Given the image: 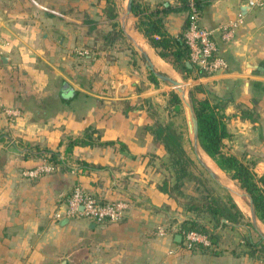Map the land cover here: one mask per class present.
<instances>
[{
    "label": "crops",
    "instance_id": "0c3cea01",
    "mask_svg": "<svg viewBox=\"0 0 264 264\" xmlns=\"http://www.w3.org/2000/svg\"><path fill=\"white\" fill-rule=\"evenodd\" d=\"M197 1L200 23L212 30L227 66L186 83L201 84L225 104L230 135L224 150L262 175L264 6ZM141 2L150 8L171 3L166 27L173 35L184 30L180 0ZM110 12L108 0H0V55L8 58L0 59V264H263L231 252L247 231L254 238L252 224L221 229V254L183 246L181 223L192 214L188 204L201 202L200 192L178 185L172 172V146L162 129L167 122L152 116L150 103L160 98V88L147 58L157 70L184 78L138 30L134 14L126 32L136 44L125 34L131 48L104 49L97 31L105 24L112 30ZM45 149L58 152L61 162L51 173L26 177ZM215 165L231 188L217 182L215 191L230 195L251 223L246 191ZM76 184L100 200L127 199V214L106 223L56 219ZM162 226L166 231L159 234Z\"/></svg>",
    "mask_w": 264,
    "mask_h": 264
},
{
    "label": "trees",
    "instance_id": "16d2710c",
    "mask_svg": "<svg viewBox=\"0 0 264 264\" xmlns=\"http://www.w3.org/2000/svg\"><path fill=\"white\" fill-rule=\"evenodd\" d=\"M188 1L180 0L177 8V11L181 10L187 13V22L184 30L178 35L171 34L166 27V18L173 11V5L171 3H160L157 7L150 8L143 5L141 0H133L132 11L137 17L136 25L138 30L156 52L170 63L184 79L188 77L195 79L206 73L195 65L189 67L186 64L187 61H190V48L184 36L188 26ZM197 4L199 7L198 1ZM108 5L111 6L112 10L108 16H112L114 22L112 23V30L104 35L106 39L110 37L109 35L111 33L116 31L118 25L115 20L117 12L115 11L114 0H108ZM116 35L118 36L117 32L115 33ZM115 36L112 35L110 38L112 45L115 44ZM128 45L130 46V43ZM151 78L155 82L158 80L152 73ZM189 92L193 99L196 118L198 120L201 146L219 168L228 173L242 189L250 194L254 202L256 214L264 222V174L258 175L250 164L245 163L234 154L224 150V138L230 135L227 126L229 116L224 111L225 104L206 95L201 84H193ZM169 103L174 106L177 112L183 111L182 99L174 90L169 92ZM162 129L165 130V128ZM166 137L174 153L179 157H184L186 165L193 166V160L186 154L181 144L179 139L180 135L177 138L174 133H166ZM74 143H76V140H71L70 146ZM45 157L55 165L61 162L58 152L51 149H45ZM84 164L89 165L87 163ZM207 190V197L203 201L188 204L187 208L192 214L183 220L179 232L182 235V241L185 240V233L190 230L204 234L210 241V244L195 243L189 248L190 250L221 254L224 250L218 247L220 238L219 231L225 227L234 228L238 225L250 226L251 223L246 219L244 213L230 195L226 194V196L219 197L212 188H207ZM242 240V243L238 246L240 249L237 250L234 248L231 252L235 255L248 253L264 264V239L255 241L247 231L243 235ZM183 246L185 247L184 243Z\"/></svg>",
    "mask_w": 264,
    "mask_h": 264
},
{
    "label": "built area",
    "instance_id": "2783aa9c",
    "mask_svg": "<svg viewBox=\"0 0 264 264\" xmlns=\"http://www.w3.org/2000/svg\"><path fill=\"white\" fill-rule=\"evenodd\" d=\"M250 8L264 6V0H244ZM188 26L185 31V39L190 48V61L205 73H214L227 66L226 60L220 56L218 47L213 38L212 30L200 23V9L196 0L188 1ZM241 19L232 22L235 26ZM56 169V165L47 157L41 162L24 171L28 178H38L39 176L51 173ZM130 203L124 198L111 200H100L88 192L81 184H76L66 203L59 207L54 217L61 219L64 217L84 216L97 223L117 222L128 212ZM164 226L157 228L159 234L165 233ZM210 244L208 238L197 231L190 230L185 233L184 244L186 248H191L195 243Z\"/></svg>",
    "mask_w": 264,
    "mask_h": 264
},
{
    "label": "rangeland",
    "instance_id": "374dc122",
    "mask_svg": "<svg viewBox=\"0 0 264 264\" xmlns=\"http://www.w3.org/2000/svg\"><path fill=\"white\" fill-rule=\"evenodd\" d=\"M115 2V1H114ZM127 0H117V3L115 2V10L117 12V18L115 19L117 21V29L114 33H111L109 38H105L103 45L104 49L107 47V45H112L110 43V38L115 36V33H118V36L116 35V41L115 44L113 45L114 47H117L118 49L125 48L126 45H128L127 42V37L125 36V33L123 29H121V20L120 16L123 14L125 8H126ZM110 8L111 6L108 5ZM119 13V14H118ZM110 17V16H109ZM119 17V18H118ZM131 19L135 21V16H131ZM137 21V18H136ZM101 25L99 26V31H97V35L100 37H103L105 34L108 32V26ZM122 34V35H121ZM130 43V42H129ZM131 44V43H130ZM166 68V67H164ZM182 82H186L187 80L185 79H180ZM58 84H54V92L57 93L59 89ZM157 87L160 88V98L158 100H155L150 103V106H152V116L156 114L157 119H155V122H167L165 124V131H167L168 134H173L178 138L180 135V141L182 146H184L185 152H187L193 160V166H189L188 164L186 165V160L184 157H179L176 155L172 149L173 154L171 155V162H172V167H175L176 170L172 168V172L175 176H177V181L178 185L181 187L189 188L193 191L198 190L200 194L198 195L199 198L198 200L203 201L204 198H206L208 194L207 188H212L214 192H216L214 189L215 185H217V181L214 180L204 169L202 164L198 161L193 148H192V136H193V129H192V122L190 118V114L188 111V107L186 104L182 101V107L183 111H176L174 106H172L169 103V92L171 90L176 91L175 88H173L171 85L165 83L164 81L158 79L157 80ZM190 85L187 84L186 88L187 90H190ZM39 90V88H37ZM164 92V93H163ZM177 92V91H176ZM163 93V95H162ZM205 95V94H204ZM11 115H15L14 112L10 113ZM155 117V116H154ZM175 137V138H176ZM215 167V165L213 166ZM213 193V192H211ZM217 193V192H216ZM217 195L224 196L225 194H220L217 193ZM226 196V195H225ZM260 224V223H259ZM255 241H259L262 239L260 237V234L258 232L254 233V238Z\"/></svg>",
    "mask_w": 264,
    "mask_h": 264
},
{
    "label": "water",
    "instance_id": "95a60500",
    "mask_svg": "<svg viewBox=\"0 0 264 264\" xmlns=\"http://www.w3.org/2000/svg\"><path fill=\"white\" fill-rule=\"evenodd\" d=\"M132 3H133V0H127L126 8H125L123 14H121L120 18H121V22H122V27L125 30V34L127 35V37L129 38L130 41H132L133 43L136 44L135 39L128 32H126V22H127L128 18L133 15ZM242 7L243 8H249L250 6L246 2L245 4L242 5ZM0 59L3 62H7L8 61V58L6 56H3V55H0ZM147 60H148L147 66L150 69L151 73L153 75H155L158 79L164 81L165 83H167V84L171 85L173 88H175L177 93L181 97L182 101L188 107V111H189L191 122H192V129H193V136H192V140H191L192 141L193 151H194L198 161L202 164V166L206 170V172L214 180H216L218 183L222 184V182H221L222 175L219 174L216 169L211 167L207 163V161L204 158V156L202 155V151L201 150H204V149L201 146L200 141H199L198 120L196 118V113H195V109H194L193 99H192V97L190 95L189 90H187V88H186L187 83L184 82V81L182 82L181 80H177L176 78H174V77H172V76H170L168 74H165V73L157 70L155 68L154 64L152 63V61L150 59H148V58H147ZM186 64L189 67L193 66L191 61H187ZM222 185L226 186L224 184H222ZM227 188H229V187H227ZM229 189H231V188H229ZM243 194L246 195L249 198L251 224L254 227V229L260 234V237L262 239H264V231L260 227V224H259V221H258V216L256 214V210H255V207H254L253 199H252V197L250 196L249 193L244 192ZM223 221H225V219H223ZM179 236L180 235H177L178 238H180Z\"/></svg>",
    "mask_w": 264,
    "mask_h": 264
},
{
    "label": "bare ground",
    "instance_id": "6f19581e",
    "mask_svg": "<svg viewBox=\"0 0 264 264\" xmlns=\"http://www.w3.org/2000/svg\"><path fill=\"white\" fill-rule=\"evenodd\" d=\"M141 41V40H140ZM203 151V150H202ZM203 155L206 157L207 159V162L211 165V166H214L215 163L210 159V157L203 151ZM215 168H216V165H215Z\"/></svg>",
    "mask_w": 264,
    "mask_h": 264
}]
</instances>
